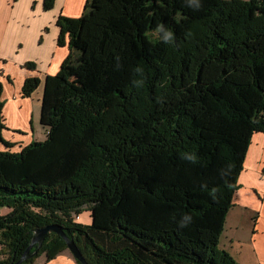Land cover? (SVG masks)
<instances>
[{
    "label": "trees",
    "instance_id": "1",
    "mask_svg": "<svg viewBox=\"0 0 264 264\" xmlns=\"http://www.w3.org/2000/svg\"><path fill=\"white\" fill-rule=\"evenodd\" d=\"M174 5L86 0L57 17L70 53L44 78L43 141L11 151L0 99V264L51 224L88 264H238L218 242L264 132V0H185L180 18ZM84 209L88 225L75 220ZM66 251L49 232L22 264Z\"/></svg>",
    "mask_w": 264,
    "mask_h": 264
},
{
    "label": "crops",
    "instance_id": "2",
    "mask_svg": "<svg viewBox=\"0 0 264 264\" xmlns=\"http://www.w3.org/2000/svg\"><path fill=\"white\" fill-rule=\"evenodd\" d=\"M86 0H54L46 10L44 0H0V83L2 86L3 137L14 142L11 151L33 140L32 97L23 96V82L30 77L55 75L70 53L67 35L64 44L57 43L60 28L57 17L75 18L81 15ZM32 62L34 67H24ZM29 69V70H28ZM4 148L0 145V150ZM264 132H256L246 151L244 166L237 181L238 188L232 198L233 206L239 205L255 211L250 220V235L229 236L225 250L238 264H264ZM232 206V207H233ZM9 210L0 209L3 215ZM34 264H77L64 252L49 261L38 258Z\"/></svg>",
    "mask_w": 264,
    "mask_h": 264
},
{
    "label": "rangeland",
    "instance_id": "3",
    "mask_svg": "<svg viewBox=\"0 0 264 264\" xmlns=\"http://www.w3.org/2000/svg\"><path fill=\"white\" fill-rule=\"evenodd\" d=\"M185 0H175V5L173 7V13L175 18H180L183 15V3ZM159 29L155 28L153 29L154 35L158 34ZM29 70V69H28ZM44 76L40 77V83L38 84L37 88L34 89V91L31 94V99L33 102V113H32V136L33 141H43L46 138V131L45 128L40 124L39 121V113L41 110V98H42V89H43V83H44ZM1 84V83H0ZM2 91V86H1ZM255 211H251V209H246L242 206L236 205L229 209V211L226 213L224 227L222 228V232L220 235V239L218 242V247L220 249H224V245L226 244L229 236H232L233 234H237L241 237H247L250 235V228L251 223L250 220H254L252 215H248L249 213H254ZM75 220H77V223L81 225H88L91 223V215L89 210H82L78 217L75 216ZM69 252V251H66ZM70 253V252H69ZM38 258L45 259L44 255H39ZM35 260V261H36Z\"/></svg>",
    "mask_w": 264,
    "mask_h": 264
},
{
    "label": "water",
    "instance_id": "4",
    "mask_svg": "<svg viewBox=\"0 0 264 264\" xmlns=\"http://www.w3.org/2000/svg\"><path fill=\"white\" fill-rule=\"evenodd\" d=\"M49 232H55V233H58L59 235H61V238L66 243L68 251L70 252L72 257L75 258V260L77 262H79L80 264H88V262L85 260V258L81 254L82 252L76 246V243L74 242V240L69 238L65 234V232L61 229V227L59 225H57V224H51V225H48V226L45 225V226L37 229L35 231L34 236H32V238H31V242L29 243V245L26 248V250L22 253L20 258L16 262L12 261L9 264H22V262L24 260H26L28 257L30 258L31 256H33L39 250V248H40V246H41V244L43 242L44 237H46V234L49 233ZM35 244L37 245V249L34 252H32L31 254H29V251L32 249V247Z\"/></svg>",
    "mask_w": 264,
    "mask_h": 264
},
{
    "label": "built area",
    "instance_id": "5",
    "mask_svg": "<svg viewBox=\"0 0 264 264\" xmlns=\"http://www.w3.org/2000/svg\"><path fill=\"white\" fill-rule=\"evenodd\" d=\"M78 217V216H77Z\"/></svg>",
    "mask_w": 264,
    "mask_h": 264
}]
</instances>
